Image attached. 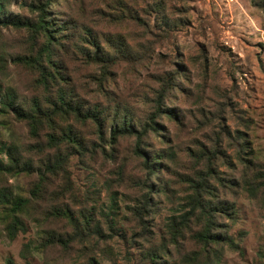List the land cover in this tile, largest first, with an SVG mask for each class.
Returning a JSON list of instances; mask_svg holds the SVG:
<instances>
[{"label": "rangeland", "instance_id": "obj_1", "mask_svg": "<svg viewBox=\"0 0 264 264\" xmlns=\"http://www.w3.org/2000/svg\"><path fill=\"white\" fill-rule=\"evenodd\" d=\"M48 2L49 19L55 20L60 30L67 31L72 46L82 45L83 55L73 51L61 59L60 50L58 59L60 66L63 61L81 100L112 109L120 106L129 117L144 121L154 110L163 77L177 70L175 87L164 99V108L173 110L175 117L169 120L162 115L158 119L160 136L152 135L145 142L149 146L144 147L145 151L154 150L166 157L160 160L158 174L151 178L155 189L160 190L153 194L150 216L146 218L152 232L149 240L138 239L136 245L129 241L132 233L139 230L131 220V209L147 190L137 186L138 182H146V171L134 155L135 139L123 137L111 146L108 136L104 140L97 137L91 122L82 124L70 119L87 152L81 156L78 151L71 153L49 181L47 187L51 191L61 190V194L53 197L56 200L52 199L51 203L46 196L35 204V216L31 209L32 216L25 219L26 232L10 239L0 222V264H7V259L24 264L23 246L31 243L39 247L47 236L44 231L57 233L66 242L57 248L49 244L34 250L28 258L31 264H87L94 255L101 264H141V256L152 245L160 248L165 238L170 246L157 263L192 255L196 246L190 234L201 223L190 219V227L184 229L176 246L169 243L166 225L170 217L187 210L185 204L191 194L189 179L204 169L201 151L212 149L220 125L232 137L234 131L243 133L247 158L264 164V10L253 6L251 0H236L231 4L226 0ZM10 12L21 10L12 6ZM25 13L34 16L28 9ZM92 41L101 52L117 59L109 67L105 80L98 83L93 79L100 76V67L84 58L86 53L96 50ZM33 44L25 30L9 27L0 31V53L7 60L1 83L14 88L17 100L22 103L38 97L41 89L33 76L12 59L27 54ZM105 114L106 134H109L113 112ZM8 123L0 117V145H18L33 170H38L43 154L30 152L35 140L29 128L13 117ZM218 145L230 165L224 163L225 157L218 158L214 165L218 178L209 180L212 194L208 199L217 204L233 203L234 221L221 214L219 228L221 231L228 228L227 233L238 245L235 250L224 247L218 264H254L260 260V253H264V207L228 188L230 179L239 180L241 166L235 168V147L225 136H221ZM0 157L4 159L6 155L2 153ZM32 173L0 177V185L28 195L38 175L36 171ZM112 192H116L114 235L98 246L94 237L79 240L62 215L61 219H45V222L40 217L50 205L57 204L61 210L70 209L78 219L86 214L92 219L91 224L101 221L105 229L102 216L112 203ZM68 238L73 243L69 244Z\"/></svg>", "mask_w": 264, "mask_h": 264}, {"label": "trees", "instance_id": "obj_2", "mask_svg": "<svg viewBox=\"0 0 264 264\" xmlns=\"http://www.w3.org/2000/svg\"><path fill=\"white\" fill-rule=\"evenodd\" d=\"M251 2L253 6L264 10V0H251ZM12 6H18L21 12H10ZM49 6L48 0H0V31L9 27L25 30L29 38L34 41L27 54L18 55L12 61L24 67L33 76L35 83L41 89L38 97L32 98L27 103L19 102L15 95V89L4 87L1 83L7 68V60L5 61L4 56L0 53V117L8 125L10 117L18 122H24L29 128L31 137L35 140L30 152L43 154L42 164L38 167V170H33L32 165L28 159H25L18 145L12 143L6 146V143H1L0 154L6 155L4 159L0 157L1 178L30 176L33 171H36L38 175L33 186L28 189V195L8 186L0 185V222L3 223L9 238L14 239L19 232H26L25 219L32 216L31 209H33L35 216V204H38L39 200H45V197L49 196L47 200L51 203L52 199L56 200L53 197L61 194V190L54 189V191H51L47 184L61 170L63 164L69 160L71 153L78 151L81 152L79 155L81 156L82 153L87 152L83 139L78 134L76 127L69 121L73 119L82 124L91 122L94 125L97 137L104 140L105 136H108V142L111 146H114L123 137H133L135 139L134 155L141 160L142 168L146 171V182H140V184L138 182L137 186L140 189L146 187L147 190L141 194L131 209V220L136 222V227L139 230L132 233L129 241L132 245H136L138 239L149 240L152 232L148 227L149 221L146 218L150 216L153 194H158L160 190L155 189L151 178L158 174L161 167L160 160L166 157L154 150L147 152L144 147H149L145 142L150 136H160L161 125L158 119L162 115H166L169 120L175 117L173 110L164 108V99L169 91L175 87L177 70L163 77L154 100V110L144 121L136 120L132 116L129 117L127 110L120 106H115L116 108L112 109L96 103H85L76 94L75 86L63 66V61L61 60L60 66L58 60L60 50L61 59H63V55H70L73 51L83 55L82 45L74 44L72 46L71 36L66 33L67 31L62 28L60 30L57 22L52 18L49 19L47 10ZM27 9L34 15L33 17L26 16L25 10ZM91 44L96 50L86 53L84 58L87 63L100 67V76L93 77V80L98 83L105 80L104 77L108 73L109 67L117 59L101 52L95 42L92 41ZM121 57L129 60L123 56ZM106 111L113 112L111 120L113 123L109 129V134H106ZM219 129L220 132L216 133L212 149L205 148L201 151L204 169L198 171L195 178L189 179L191 194L188 195L185 204L187 210L178 216L173 215L170 217L166 225L169 243L176 246L179 243V238L183 237L182 232L184 229L190 227V219L195 218L201 223L200 227L190 234L191 240L196 246L190 253L192 255L183 256L171 262L162 260L157 263V260H161V256L169 245L165 243L167 240L165 238L160 248L152 245V248H149L146 254L141 256L144 262L141 264H218L224 247L229 250L238 249L235 239L227 233L228 228L225 227V231H221V228H219L221 226L219 223L221 214L229 216L232 222L234 221L232 217L233 203L230 204L226 201V203L217 204L208 199L212 194L209 180L218 178L217 170L214 167L218 158L225 157L224 163L230 165L226 161L227 155L220 150L218 145L222 135L229 140V144L235 147L237 161L235 168L238 165L241 166L239 180L230 179L228 188L234 194H244L248 199L256 200L264 207V164L254 161L252 158H247L243 133L234 131L232 137L230 131L225 132V126L220 125ZM41 136L42 139L40 140ZM67 149H70V151L68 152ZM155 180H157V177ZM225 183H222V185ZM43 194L44 197L41 198ZM115 194L116 192H112V203L109 210L102 216V221L106 225L105 229L101 221L97 220L91 224L92 219L86 214L78 219L72 215L70 209L63 208L61 210V206L58 207L57 204L50 205L46 213L40 215V217L45 222L47 219H61L62 215L72 225L79 240L84 241V238L88 236L89 238L94 237L98 246L99 242L110 241L114 235L115 215L113 214L116 211L113 204L116 199ZM34 199L38 201L32 205ZM45 232L47 236H45L44 242L39 247L38 245L32 246L31 243L23 246L21 255L24 258V264H31L28 258L34 250L45 248L49 244L57 248V245L61 246V243L66 242L61 238V235L57 236V233ZM69 240L71 239L68 238L67 241ZM71 242L73 243V240L69 244ZM107 247L106 245L103 248L106 249ZM103 248L101 252H104ZM165 256H169L168 252H165ZM7 264L16 263L11 259H7ZM87 264H101V262H98V258L94 255L88 258ZM254 264H264V253H260V260Z\"/></svg>", "mask_w": 264, "mask_h": 264}, {"label": "built area", "instance_id": "obj_3", "mask_svg": "<svg viewBox=\"0 0 264 264\" xmlns=\"http://www.w3.org/2000/svg\"><path fill=\"white\" fill-rule=\"evenodd\" d=\"M226 1L231 4V2H234L236 0H226Z\"/></svg>", "mask_w": 264, "mask_h": 264}]
</instances>
